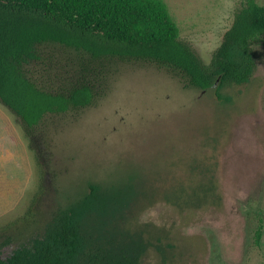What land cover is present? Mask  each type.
Instances as JSON below:
<instances>
[{
    "label": "rangeland",
    "instance_id": "1",
    "mask_svg": "<svg viewBox=\"0 0 264 264\" xmlns=\"http://www.w3.org/2000/svg\"><path fill=\"white\" fill-rule=\"evenodd\" d=\"M164 1L181 39L206 63L244 2ZM257 51L248 83L205 91L184 89L154 67L123 65L103 97L64 115L39 142L26 139L0 102V134L17 141L0 173V228L33 214L2 234L24 243L90 184H132L139 196L129 227L149 244L139 264H264V45ZM205 168L215 181L211 202L187 207L166 197L186 196L180 184L205 178Z\"/></svg>",
    "mask_w": 264,
    "mask_h": 264
},
{
    "label": "trees",
    "instance_id": "2",
    "mask_svg": "<svg viewBox=\"0 0 264 264\" xmlns=\"http://www.w3.org/2000/svg\"><path fill=\"white\" fill-rule=\"evenodd\" d=\"M263 45L264 3L256 0L236 9L208 63L181 39L164 0H0V102L20 119L26 139L39 142L64 115L103 97L123 65L154 67L184 89L205 91L248 83ZM203 170L205 178L180 184L186 196L166 197L187 207L211 202L215 181ZM138 196L132 184H90L24 243L23 236L3 235L31 220L28 209L0 228V264H139L149 244L129 227ZM256 235L258 241L259 228Z\"/></svg>",
    "mask_w": 264,
    "mask_h": 264
},
{
    "label": "crops",
    "instance_id": "3",
    "mask_svg": "<svg viewBox=\"0 0 264 264\" xmlns=\"http://www.w3.org/2000/svg\"><path fill=\"white\" fill-rule=\"evenodd\" d=\"M15 146H17V141L12 133L0 134V173L6 171V165L9 162L8 157L12 155L11 150L15 149Z\"/></svg>",
    "mask_w": 264,
    "mask_h": 264
}]
</instances>
